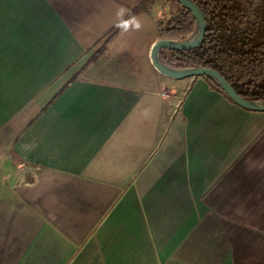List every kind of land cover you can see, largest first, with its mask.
Instances as JSON below:
<instances>
[{"label":"crops","instance_id":"crops-1","mask_svg":"<svg viewBox=\"0 0 264 264\" xmlns=\"http://www.w3.org/2000/svg\"><path fill=\"white\" fill-rule=\"evenodd\" d=\"M141 1L0 0V264H264V112L152 66L157 0L109 38Z\"/></svg>","mask_w":264,"mask_h":264},{"label":"trees","instance_id":"trees-1","mask_svg":"<svg viewBox=\"0 0 264 264\" xmlns=\"http://www.w3.org/2000/svg\"><path fill=\"white\" fill-rule=\"evenodd\" d=\"M147 1L139 2L129 10L130 13L136 15L142 11L147 12ZM191 1L199 7L205 21L202 41L189 50H160L162 62L172 68L215 69L239 96L251 101H263L264 0L258 3L256 0ZM172 2L176 6L175 14L157 25L158 38L162 40L184 39L195 28L192 13L176 0ZM119 30L115 26L109 38ZM103 48L104 44L92 56L99 55ZM203 78L213 89L227 97L212 79Z\"/></svg>","mask_w":264,"mask_h":264},{"label":"water","instance_id":"water-1","mask_svg":"<svg viewBox=\"0 0 264 264\" xmlns=\"http://www.w3.org/2000/svg\"><path fill=\"white\" fill-rule=\"evenodd\" d=\"M182 7L189 10L195 19V28L191 35L181 40L155 41L150 49L149 58L152 66L162 75L173 79H186L192 77H209L226 96L241 108L264 112L263 101H251L239 96L225 78L215 69L209 67L172 68L165 65L160 58V50H189L197 47L202 41L205 32V21L199 7L191 0H176Z\"/></svg>","mask_w":264,"mask_h":264},{"label":"clouds","instance_id":"clouds-1","mask_svg":"<svg viewBox=\"0 0 264 264\" xmlns=\"http://www.w3.org/2000/svg\"><path fill=\"white\" fill-rule=\"evenodd\" d=\"M258 2L259 0H256V3ZM116 17L118 20L116 27L123 33H128L129 31H139L142 28L139 18L135 14L130 13V11L123 6L118 8Z\"/></svg>","mask_w":264,"mask_h":264},{"label":"rangeland","instance_id":"rangeland-1","mask_svg":"<svg viewBox=\"0 0 264 264\" xmlns=\"http://www.w3.org/2000/svg\"><path fill=\"white\" fill-rule=\"evenodd\" d=\"M151 1H156V0H148L146 3L151 2ZM157 2H158L157 4L159 5V8L161 10V14H160V18H159L158 23L159 22L164 23L167 19H169L171 16H173L175 14L176 6L172 2V0H157Z\"/></svg>","mask_w":264,"mask_h":264}]
</instances>
